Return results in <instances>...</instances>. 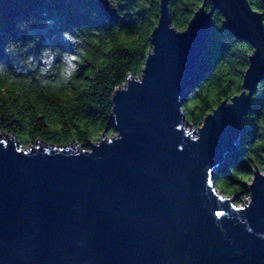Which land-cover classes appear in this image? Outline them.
Listing matches in <instances>:
<instances>
[{"label": "water", "instance_id": "1", "mask_svg": "<svg viewBox=\"0 0 264 264\" xmlns=\"http://www.w3.org/2000/svg\"><path fill=\"white\" fill-rule=\"evenodd\" d=\"M95 2L118 19L109 0ZM211 3L253 51L241 93L197 129H185L183 104L212 11L201 4L180 31L159 0L140 77L113 91V135L24 147L0 133V264H264V170L252 169L242 206L214 186L264 80L263 16L248 0Z\"/></svg>", "mask_w": 264, "mask_h": 264}, {"label": "trees", "instance_id": "2", "mask_svg": "<svg viewBox=\"0 0 264 264\" xmlns=\"http://www.w3.org/2000/svg\"><path fill=\"white\" fill-rule=\"evenodd\" d=\"M264 23V0H248ZM205 3L211 31L190 80L183 114L199 127L204 117L242 91L251 46L223 28L211 0H169L172 25L184 30ZM109 21L95 0H0V133L30 142L85 148L114 134L111 97L127 76L140 77L151 51L159 0H115ZM238 149L217 170L225 196H248L252 169L264 170V80L252 97ZM220 180V181H218Z\"/></svg>", "mask_w": 264, "mask_h": 264}, {"label": "rangeland", "instance_id": "3", "mask_svg": "<svg viewBox=\"0 0 264 264\" xmlns=\"http://www.w3.org/2000/svg\"><path fill=\"white\" fill-rule=\"evenodd\" d=\"M112 4H115V0H109ZM185 122H187L186 120H184ZM185 122H183V124H184V127H185V129H187V130H195V129H197L196 127L193 129V127H191V129L189 128V123L187 124V123H185ZM4 138V137H3ZM262 171V170H261ZM214 181H215V178H214ZM218 181H220V180H218ZM242 199V201L240 202V203H238L237 202V197H236V199H235V202H236V204L237 205H239V206H242V203H246L247 202V200H248V196H245V197H242L241 198Z\"/></svg>", "mask_w": 264, "mask_h": 264}]
</instances>
